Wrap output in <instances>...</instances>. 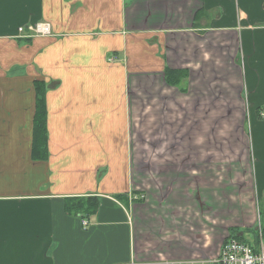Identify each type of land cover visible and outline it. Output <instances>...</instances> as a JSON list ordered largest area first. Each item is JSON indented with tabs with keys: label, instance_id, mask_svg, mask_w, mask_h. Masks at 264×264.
I'll list each match as a JSON object with an SVG mask.
<instances>
[{
	"label": "crops",
	"instance_id": "obj_1",
	"mask_svg": "<svg viewBox=\"0 0 264 264\" xmlns=\"http://www.w3.org/2000/svg\"><path fill=\"white\" fill-rule=\"evenodd\" d=\"M38 23L50 35L17 32ZM228 161L240 196L213 213ZM137 171L164 195L188 179L140 202ZM71 197L98 200L86 227ZM263 214L264 0H0V264L210 262Z\"/></svg>",
	"mask_w": 264,
	"mask_h": 264
},
{
	"label": "rangeland",
	"instance_id": "obj_2",
	"mask_svg": "<svg viewBox=\"0 0 264 264\" xmlns=\"http://www.w3.org/2000/svg\"><path fill=\"white\" fill-rule=\"evenodd\" d=\"M232 155H230L231 157ZM229 162V169L231 170L230 172H228V176L226 178L225 177H220L218 175H216V173H214V177L212 176V178H208V182L209 180L211 179V185L208 186V188L206 189H210V187L213 189V192L211 194H207V196H210V198L208 199V202H211L213 203L214 207L212 208V212H216L218 209L220 210L221 208V204H226L225 202H221L222 201V193H220L221 189L222 190H225V196H226V199H228V207H229V210L230 212L232 213V210H231V206L235 204V200L240 196L239 193L235 192L236 190V186H232L230 187V185H233V181L234 180H237V169H234L233 172H232V168L233 166L232 165H235L234 167L237 168L238 167V162L236 161H228ZM133 165L135 166L136 169H139V165L136 164L137 162H132ZM140 163L141 165V162H138ZM221 162H215L214 165H220ZM139 171V170H138ZM138 171H137V174L134 176V189L136 190V194H140L141 196H138V200L141 202L142 201H148V202H154V201H157L156 199L158 198V196H162L164 195L163 191H161L163 188V185L165 184L164 183V178L163 177H160L158 176L156 173H150L148 174L149 176V179H147V177H141L139 174H138ZM232 172V174H231ZM231 174V175H230ZM188 178L187 177H181L179 178V183H178V186L176 187V189H174V193L173 194H166L164 195V199H159L161 201H166V205L167 206H170L172 202H175L177 200V197L178 196L177 194H179L178 192L180 191V189H183L182 186L180 185H183V183L185 182V180H187ZM198 179H201V178H198ZM228 179V181L226 180ZM149 183V187H148V183ZM168 193V192H167ZM205 195V193H197L196 196H197V200H199L201 197H203ZM155 199H152L154 198ZM224 207V206H223ZM172 208L176 209V208H181L179 205L177 206H173L172 205ZM223 209L226 210V207H224ZM153 210H156V211H159V212H162V209L159 208H155ZM185 216H190V211L188 209H185ZM189 212V214L187 213ZM193 212V211H192ZM230 213V219L228 220H233L232 215ZM194 215V214H193ZM192 215V216H193ZM234 215V214H233ZM195 216V215H194ZM262 216V222H263V225H264V214L261 215ZM213 217H215V215H213ZM218 230L217 228L214 227V230H213V234L217 233ZM213 243H214V240H213Z\"/></svg>",
	"mask_w": 264,
	"mask_h": 264
},
{
	"label": "built area",
	"instance_id": "obj_3",
	"mask_svg": "<svg viewBox=\"0 0 264 264\" xmlns=\"http://www.w3.org/2000/svg\"><path fill=\"white\" fill-rule=\"evenodd\" d=\"M19 35H50V26L46 23L20 27L17 30ZM258 219L253 225L256 232L244 234L243 241L234 237H226L225 242L220 246L218 255L210 262L196 261L190 264H264V227ZM82 226L87 223L83 220ZM252 226V227H253ZM251 227V228H252Z\"/></svg>",
	"mask_w": 264,
	"mask_h": 264
},
{
	"label": "trees",
	"instance_id": "obj_4",
	"mask_svg": "<svg viewBox=\"0 0 264 264\" xmlns=\"http://www.w3.org/2000/svg\"><path fill=\"white\" fill-rule=\"evenodd\" d=\"M169 76V75H168ZM166 80L170 84H174L170 77H166ZM36 92V110L33 121V152L37 151V156L44 158V152L47 143L46 134V112L44 107V100L42 96V86L39 83L34 84ZM42 148L43 151H39ZM117 198L123 199V196H117ZM98 208V200L91 197H71L66 198L64 202V212L73 217L79 218L81 221L87 220L96 213ZM260 222L261 219L259 218ZM255 226L252 228L244 229H230L228 231V237L238 238L243 241L244 234L251 233L254 235L256 232ZM226 240V239H225ZM225 240L223 242H225Z\"/></svg>",
	"mask_w": 264,
	"mask_h": 264
}]
</instances>
